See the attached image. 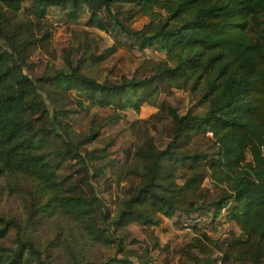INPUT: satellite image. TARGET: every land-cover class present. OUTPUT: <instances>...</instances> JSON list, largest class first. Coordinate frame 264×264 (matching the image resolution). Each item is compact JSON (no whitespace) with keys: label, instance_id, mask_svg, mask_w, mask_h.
Masks as SVG:
<instances>
[{"label":"trees","instance_id":"trees-1","mask_svg":"<svg viewBox=\"0 0 264 264\" xmlns=\"http://www.w3.org/2000/svg\"><path fill=\"white\" fill-rule=\"evenodd\" d=\"M23 1L0 0V36L5 40V47L0 49V171L33 183L36 202L25 221L26 229L35 218L67 217L79 226L83 236L110 243L114 231L128 223L152 226L161 216H171L175 211L189 214L206 209H212L215 219L227 207V215L238 224L240 233L226 241L222 263L230 259L260 263L264 258V0H32L30 13L35 21L13 23L7 9L19 11ZM84 3L92 9L90 23L98 20L96 9L100 5L108 10L114 3H129L152 18L158 9L164 10L166 18L153 26L149 22L130 29L120 20L117 23L128 37L143 44L161 43L171 64L164 62L152 76H123L120 81H99L77 66L63 67L44 74L37 86L23 70V52L32 42L29 31L50 6L66 7L67 14L76 17ZM96 25L103 27L101 22ZM161 77L179 84L194 78L192 86L202 87L199 102L204 111L180 114L167 105L172 119L171 140L158 146L152 136H147L138 145L136 160L126 167L139 180L124 192L112 215L96 192H73L65 186V178L57 172L58 160H53L72 149L73 157L87 165L70 134L58 131L63 129L58 117L84 108H65L51 97L53 118L46 125H38L33 115L48 112L41 92L50 93L48 85L66 91L74 87L93 103L139 109L138 91L157 86ZM77 102L82 104L83 99ZM196 131L211 132L212 152L178 149L181 137ZM97 133L92 131L85 139ZM51 135L61 137L62 145L53 146ZM180 167L190 169L181 182L176 173ZM208 174L220 185L211 199L202 191ZM11 227L25 229L15 218L1 214L0 240ZM23 231L14 248L0 249V264H20L24 259L48 264L46 258L51 254H42L33 236ZM200 233L184 251L192 264H213L215 258L206 252L211 237ZM128 241L137 240L131 236ZM118 242L122 249L121 240ZM193 249L204 255H195ZM129 255L79 263L135 264Z\"/></svg>","mask_w":264,"mask_h":264},{"label":"rangeland","instance_id":"rangeland-1","mask_svg":"<svg viewBox=\"0 0 264 264\" xmlns=\"http://www.w3.org/2000/svg\"><path fill=\"white\" fill-rule=\"evenodd\" d=\"M31 4L32 0H24L19 11L7 9L11 21H35L30 13ZM66 10V7L50 6L45 16L36 21L38 25L29 31L32 42L23 52V70L37 86H40L38 79L44 74L63 67L77 66L80 72L99 81H120L123 76H152L158 73L164 62L171 64V58H168L161 43L152 41L148 45L143 44L128 37L117 23L120 20L130 29H138L149 22L155 25L166 18L164 10L158 9L157 16L152 18L139 13L129 3H114L108 10L100 5L96 9L98 20L91 23L92 9L86 3L76 17L68 15ZM97 22H101L103 27L96 25ZM4 47L5 40L0 36V49ZM193 79L179 84L161 77L157 86L138 91L139 109L99 105L84 98V93L74 87L66 91L48 85L51 92H41L48 117L39 115L40 111L35 113L33 119L38 125H46L53 118L51 97L57 105L62 104L65 108H84L80 112L69 113V116L58 117L63 121V129L58 127V131L66 130L70 134L87 163L73 157L72 149L57 155L53 160H58L57 172L65 178L64 185L73 192H96L113 215L124 192L139 180L126 167L136 160L138 145L147 136H152L158 146L171 140L172 119L167 105L175 107L180 114L204 111L205 106L199 102L202 87L199 84L193 87ZM78 98L83 99L82 104L77 102ZM95 130L98 132L96 136L86 140L85 137ZM51 136L53 146L62 145L61 137ZM177 146L181 151L212 152L213 138L210 131H196L188 137L182 136ZM189 172L190 169L180 167L176 171L178 181L181 182ZM217 184L215 178L209 174L205 176L202 191L207 198L211 199L219 192L220 185ZM34 200L36 202V194L30 180L0 171V215L13 217L25 227L20 230L11 227L0 240V249L14 248L17 236L25 230L26 236H33L31 238L36 240L42 254H51L46 258L48 264H80L87 259L102 261L126 253H130L135 264H192L190 255L184 251L186 244L193 242L204 231L212 240L207 242L206 252L215 258L213 264H256L232 259L222 263L226 241L240 233L238 224L228 217L227 207L215 219L211 216L212 209H206L189 214L175 211L171 216H161L159 223L152 226L128 223L114 231L113 242L103 243L83 236L79 226L67 217L35 218L26 229L25 221L34 208ZM128 233L137 241L127 242L131 237ZM119 239L122 249H119ZM191 252L204 255L197 249ZM20 264L37 263L36 260L24 259ZM257 264H264V258Z\"/></svg>","mask_w":264,"mask_h":264}]
</instances>
